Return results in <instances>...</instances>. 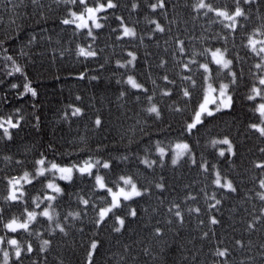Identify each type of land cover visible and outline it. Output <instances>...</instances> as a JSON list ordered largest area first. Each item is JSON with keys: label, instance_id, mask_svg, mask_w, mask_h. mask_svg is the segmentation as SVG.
<instances>
[{"label": "trees", "instance_id": "1", "mask_svg": "<svg viewBox=\"0 0 264 264\" xmlns=\"http://www.w3.org/2000/svg\"><path fill=\"white\" fill-rule=\"evenodd\" d=\"M116 2L118 8L101 13L106 17L100 21L104 27L93 30L97 37L93 42L86 30L76 32L74 25L61 23L69 8L81 10L66 0H0V117L12 116L20 121L18 128L10 130L12 139L0 138V215L7 222L25 207L32 210L48 205L45 202L35 208L32 201V197L42 195V185L47 183L43 178L25 186L26 204H7L2 198L7 194L5 178L33 171V164L41 155L60 165L77 164L89 157L111 160L110 169H99L110 187L123 175L131 176L139 188L148 191L124 201V206L115 210L125 219L121 231L115 232L113 227L118 225L111 214L99 227L95 225L99 208L107 206L111 197L94 188L93 177L76 173L73 182L58 180L64 193L52 202L54 222L38 216L30 226L33 234L21 232L19 236L6 233L0 225V236H16L33 244V253L24 255L22 264H88L93 239L99 243L92 264H223L225 258L213 255L217 247L229 249L228 264H250L249 257L254 258L251 264H264L258 255L264 244V219L254 221L256 227L248 230V223L264 208V202L256 195L264 191L259 187L264 169L253 167L255 162L264 161V153L260 152L264 138L248 128L258 118L251 110L252 102L245 99L253 80L250 69L257 58L246 55L248 50L242 46L248 33L264 23V0L244 6L250 19L241 18L245 27L232 33L214 22L213 13L193 11L196 0H165L166 7L155 12L147 7L149 0H136L140 7L135 11L131 9L133 0ZM208 2L217 7L232 4V0ZM117 16L135 29V37L121 35ZM150 20L165 30L155 31ZM178 41H183L185 53L179 52ZM89 44L98 55L78 56L77 45ZM208 47H227L232 57H238L240 62L234 70H242L243 79L234 92L233 108L205 117L203 125L189 135L184 128L202 96L197 87L191 97H183L181 89L187 82L181 75L189 73L182 72L181 62ZM128 52L136 55L131 65L126 63L131 59ZM8 56L23 69V74H7L12 68ZM197 58L204 62V57ZM118 61L125 66L119 67ZM161 61L165 62L163 67ZM130 75L143 89H133L125 82ZM164 75L175 83L164 81ZM25 77L36 90L35 97L31 93L20 95ZM220 77L227 82L224 73ZM196 79L199 85L202 81L198 74ZM12 84L19 87L13 89ZM164 90H170L171 95L163 96ZM121 92L125 94L121 96ZM148 96L160 109L159 118L146 111L150 106ZM74 107L81 108L80 115H72ZM98 117L102 121L100 127L95 125ZM224 136L232 140L235 155L226 153L220 157L219 148L227 146H211L212 139ZM179 140L190 145L197 164L185 157L173 166L171 155L162 164L159 162L155 142L170 145ZM145 156L157 163L146 167L140 163ZM203 160L215 169L210 167L204 172L199 167ZM214 171L230 179L237 191L213 184ZM157 183H162L163 189L156 188ZM213 195L221 201L215 209L208 206L215 203L208 199ZM77 196L89 199V205L81 204ZM174 203L180 205L183 223L169 212ZM191 208H199L200 212H190ZM131 209H136L135 217L127 215ZM69 212H79L80 216L73 219ZM212 216L220 223L209 226ZM55 222L65 227V233L55 229ZM157 227L161 229L159 235L155 233ZM43 240L50 244L41 252ZM237 240L242 246L236 244ZM10 264L20 262L13 257Z\"/></svg>", "mask_w": 264, "mask_h": 264}, {"label": "snow or ice", "instance_id": "2", "mask_svg": "<svg viewBox=\"0 0 264 264\" xmlns=\"http://www.w3.org/2000/svg\"><path fill=\"white\" fill-rule=\"evenodd\" d=\"M254 0H232V4L229 5L225 3L222 7L214 6L209 3L208 0H196L192 5L193 11L199 13L203 10L204 15L208 13H213L216 20L223 25V28L229 30L230 33L236 32L238 29L244 28L245 26L240 23L241 18L244 20L250 19V16L246 12L245 5L253 3ZM11 3V0H9ZM32 3H36V0H32ZM66 3L71 5H76L77 8L81 10H74L69 8L67 15L61 20L63 25H74V30L79 32L81 30H86L87 36L94 42L96 40V35H94V29H101L104 25L100 22L102 19H106L105 16H101V13H107L108 10H114L119 7L116 0H66ZM7 8L8 5H5ZM140 5L133 0L131 4V9L135 11ZM147 7L155 12L157 9H164L166 7L165 0H155L151 2L149 0ZM117 20L120 21L121 35L123 37H135L136 31L134 28L127 26L124 22L123 17L117 16ZM264 19V18H262ZM149 23L155 25V31L163 32L165 29L155 20H150ZM115 31V29H113ZM120 39V37H117ZM226 39V37H224ZM179 52L185 53L186 49L183 45V41H178ZM248 51L246 55L251 54L252 57L257 58V62L252 65L250 69L251 75L253 77L251 87L245 95V99L252 102L254 107L251 109L253 113L257 116L258 122L249 123L248 128L259 134L260 137L264 138V23L259 27L254 28L246 36V43L242 45ZM77 55L83 56L85 58L96 57L98 55L97 51L93 48L92 44L86 47L77 45ZM128 56L131 57L126 63L128 65L133 64L136 60V55L133 52H128ZM198 56L204 57V62H200L197 58ZM7 60L12 62L11 71L8 75H13L15 73L23 74V69L16 64V61L12 56H8ZM238 57H232L231 52L227 47H208L203 49V51L196 53L193 52L191 57L186 62H181L182 72L186 71L187 75H181V79L187 82V86L182 87L183 97H191L193 95V89L199 87L202 99L198 106L193 110V115L190 118L184 128V132L189 135L194 129L198 130V125H203L205 117H213L216 112L223 109H231L235 103V90L238 89L240 81L243 79V72L240 73L235 71V66L239 63ZM119 67H124L125 64H120L117 62ZM164 61H161V67L164 66ZM212 65L217 67L214 69ZM224 73L227 78V82H223L220 74ZM201 78V83L197 84L196 75ZM83 78V74H81ZM164 81L174 84V80H169L167 75L162 77ZM133 89H143V85L138 83L133 76H128L125 81ZM155 83V81H153ZM13 89H17L19 86L17 84H12ZM24 91L20 93L23 96L25 93H31L33 97L37 95L36 90L31 86V83L25 77V83L23 84ZM146 91V90H145ZM125 93L121 92V96ZM163 96H170V90H164ZM79 99V97H77ZM150 106L146 109L149 114H154L157 118L160 117L161 112L155 103H152V97H147ZM212 105L213 107H209ZM19 111V110H17ZM81 108L74 107L72 111L73 116H78L81 114ZM176 111H181L177 108ZM95 125L100 127L102 125L101 119L98 117L95 120ZM20 126V121L15 120L12 116L6 119L0 117V138L10 140L12 139L11 129L18 128ZM212 147H217L219 145H226V148H219L218 155L220 157H225L226 153L229 155H235L233 150V142L228 136H224L222 139H212L210 141ZM155 152L159 158V162L162 164L167 155H171V164L173 166L179 164L182 159L188 157L191 163L197 164L194 157L191 156L190 145L184 140H179L174 144L164 145L162 141L155 142ZM146 151H148L146 149ZM261 153H264V148L260 149ZM6 160H11V157H5ZM122 159H127V157H122ZM17 164H21V161H16ZM140 163L144 164L148 168H152L157 160H150L145 156L140 160ZM199 167L204 171L208 172L209 168L215 169L214 165L209 166L207 160H203L199 164ZM256 169H264V161L255 162L253 165ZM103 168L108 170L111 168V160H101L93 159L89 157L77 164H72L70 166H61L55 160L49 161L47 157L41 155V158L35 160L33 164V171L25 170L20 176H8L6 177V195L3 196V200L7 204L17 205L26 204L27 202V188L26 185H33V181L37 183L40 182V178L47 180L46 184L42 185V195H37L32 197V201L35 208H40L41 204L47 202L48 207H45L43 211L37 212L35 209L29 210L28 207L24 208V211L19 215H13L7 222H4V218L0 215V225L6 230V233H13L19 236L21 232L28 233L32 235L30 231V226L37 220L38 216H43L47 218L49 222H54L55 208L53 201L57 200V197L64 193V189L56 182L57 179L66 182H73L76 173L80 176H88L94 178V188L104 190L111 197L110 203L107 207L99 208L97 213V218L95 220V225L99 227L102 222L105 221L111 215L115 216L116 224L118 226L113 227V231L120 232L121 228L125 225V219L119 215H116L115 210L122 208L124 201H131L134 197L142 196L148 191L144 188L143 190L137 186L131 176H119L114 182L113 186H109V181L105 175H101L99 169ZM95 170V171H94ZM51 176V179H49ZM212 183L218 188L226 189L230 192H236L237 189L234 187L233 182L226 176H222L219 171H214V179ZM158 189H163L164 185L162 183H157L155 185ZM260 189L264 190V176L259 180ZM258 199L264 202V191L256 193ZM79 202L83 205H89V199H85L82 196H77ZM186 199H195V197H187ZM215 201L213 204H209V208L215 209L217 205L221 203L220 200L215 199V195L209 197ZM190 212H200L199 208H191ZM169 212L177 217L181 223H183V216L180 210V205L173 204L169 209ZM127 215L135 217L137 215L136 209H131ZM68 216L73 219H77L80 216L79 212H69ZM67 219V217H65ZM264 219V208L260 210V215L253 218V222L248 223V230L254 229L256 227L254 221H261ZM200 223H204L200 221ZM209 226L216 225L220 221L212 216L209 219ZM55 229H58L61 233H65V227L61 223L55 222ZM54 229V230H55ZM156 235L161 233V229L157 227L155 229ZM16 236L9 237L7 234L0 236V245H8L9 248L0 247V254H2V259H0V264H10L13 257L15 261L22 264L24 255L31 254L34 251L33 244L30 241H21L16 238ZM204 236L207 237L208 233L205 232ZM98 241L93 239L90 244V250L88 252V264H92L93 252L98 247ZM50 244L49 240H43L41 243L40 251L43 252ZM237 245L242 246V242L237 240ZM10 249V250H9ZM261 251L258 255L264 259V244L260 245ZM147 251V250H146ZM214 256L219 258H225L223 264H228L227 256L229 255L228 248H219L213 253ZM250 264L254 260L253 257L248 258ZM35 264V262H34ZM244 264V261H241Z\"/></svg>", "mask_w": 264, "mask_h": 264}, {"label": "rangeland", "instance_id": "3", "mask_svg": "<svg viewBox=\"0 0 264 264\" xmlns=\"http://www.w3.org/2000/svg\"><path fill=\"white\" fill-rule=\"evenodd\" d=\"M209 107L211 108V107H213L212 105H209ZM61 166H70V165H61ZM49 179H51V177H49ZM48 182V181H47ZM58 184H59V181H58V179H57V181H56ZM135 182V181H134ZM108 206V205H107ZM107 206H105V207H107ZM45 207H48V205L47 206H45ZM45 207H43V208H41V209H35V211H37V212H41V211H43V209L45 208ZM0 247H2V245H0ZM2 248H9V247H2ZM10 250V249H9Z\"/></svg>", "mask_w": 264, "mask_h": 264}, {"label": "bare ground", "instance_id": "4", "mask_svg": "<svg viewBox=\"0 0 264 264\" xmlns=\"http://www.w3.org/2000/svg\"><path fill=\"white\" fill-rule=\"evenodd\" d=\"M71 99H72V97L68 98V100H67V101H70Z\"/></svg>", "mask_w": 264, "mask_h": 264}]
</instances>
